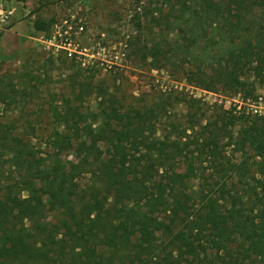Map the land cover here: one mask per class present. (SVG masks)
<instances>
[{"label": "trees", "instance_id": "obj_1", "mask_svg": "<svg viewBox=\"0 0 264 264\" xmlns=\"http://www.w3.org/2000/svg\"><path fill=\"white\" fill-rule=\"evenodd\" d=\"M137 5L148 21L127 47L150 69L240 103L264 94V0ZM64 69L43 126L16 124L39 78L0 77V264H264V115L171 89L125 105Z\"/></svg>", "mask_w": 264, "mask_h": 264}, {"label": "rangeland", "instance_id": "obj_2", "mask_svg": "<svg viewBox=\"0 0 264 264\" xmlns=\"http://www.w3.org/2000/svg\"><path fill=\"white\" fill-rule=\"evenodd\" d=\"M142 1L0 0V9L4 14L9 12L0 30V77L10 76L14 90L21 88L20 82L26 73L39 78L37 84L29 82L30 97L26 98V103L21 102L23 109L16 124L23 121L46 124L47 117L33 119V115L39 108L46 107L51 101L50 95L57 103L68 90L64 79L69 74L64 69L67 62L80 65L82 78L91 88L107 91L125 105L151 104L157 98V90L171 89L208 105L216 104L223 109L235 105V110L244 106L251 113L264 115L261 91L256 92V99L240 103L238 97L210 93L182 81H172L164 70L150 69L142 62L140 55L127 47V42L138 35L137 24L148 21L140 15L137 3L142 4ZM35 21L42 24L44 32L34 29ZM153 36L145 37L147 42ZM81 103V110L93 111L96 98L92 94ZM179 112L182 113L183 108L175 107L173 113L178 115ZM1 121L9 119L3 117ZM42 134L36 132L38 139L32 142L37 145Z\"/></svg>", "mask_w": 264, "mask_h": 264}, {"label": "built area", "instance_id": "obj_3", "mask_svg": "<svg viewBox=\"0 0 264 264\" xmlns=\"http://www.w3.org/2000/svg\"><path fill=\"white\" fill-rule=\"evenodd\" d=\"M8 15H9V12H7L6 14H4L3 11L0 9V30H1V27H2L1 25H3L2 23L5 22V20L7 19V16Z\"/></svg>", "mask_w": 264, "mask_h": 264}]
</instances>
